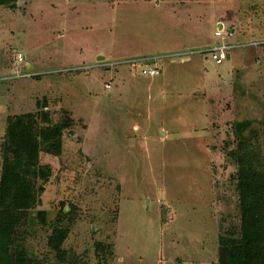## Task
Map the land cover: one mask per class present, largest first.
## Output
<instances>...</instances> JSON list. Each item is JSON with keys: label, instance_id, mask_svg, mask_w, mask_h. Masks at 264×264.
Instances as JSON below:
<instances>
[{"label": "rangeland", "instance_id": "obj_1", "mask_svg": "<svg viewBox=\"0 0 264 264\" xmlns=\"http://www.w3.org/2000/svg\"><path fill=\"white\" fill-rule=\"evenodd\" d=\"M221 26L263 44L217 65L203 52ZM141 57L160 75L115 65ZM18 73L31 77L0 82V178L11 119L67 126L62 154L41 153L52 173L19 250L36 264H219L240 226L238 123L264 170V0H18L0 6V77Z\"/></svg>", "mask_w": 264, "mask_h": 264}, {"label": "trees", "instance_id": "obj_2", "mask_svg": "<svg viewBox=\"0 0 264 264\" xmlns=\"http://www.w3.org/2000/svg\"><path fill=\"white\" fill-rule=\"evenodd\" d=\"M18 0H0V6L15 9ZM45 121L49 114L42 112ZM245 123V122H244ZM238 123L239 140L233 155L237 161L240 226L237 235L222 236L219 264H264V170L255 146L243 138L247 122ZM64 123L41 127L36 115L11 119L4 140V163L0 178V264H36L16 247L23 217L40 203L51 168L43 165L41 153L60 156ZM65 212V211H64ZM38 219L45 222V213ZM68 232L59 225L49 246L60 252Z\"/></svg>", "mask_w": 264, "mask_h": 264}, {"label": "built area", "instance_id": "obj_3", "mask_svg": "<svg viewBox=\"0 0 264 264\" xmlns=\"http://www.w3.org/2000/svg\"><path fill=\"white\" fill-rule=\"evenodd\" d=\"M234 30L230 29L227 32H224L223 26L219 31L215 33L217 37H221V42L218 43L217 45L211 47L208 49L206 52L203 53H208L211 57V59L217 64L221 65L223 64L228 58L231 57L230 52L233 50H236L238 48H246V47H252V46H259L263 44V42H257V41H247V42H228L230 38L234 37ZM181 58V57H180ZM178 58V59H180ZM185 59V58H181ZM158 58H137V59H131L126 62L122 63H116L117 64H127L130 65L132 68H137L140 67L141 65H145V67L141 68L142 74L147 75V76H158L160 75V69L156 66L149 67V65H152ZM17 61L19 63L25 62V57L23 56L22 53L18 54L17 56ZM113 65V64H112ZM26 77H31L30 74L28 73H18L17 75L14 76H7V77H0V82H7L11 81L13 79H18V78H26ZM108 88H110V85H107Z\"/></svg>", "mask_w": 264, "mask_h": 264}, {"label": "crops", "instance_id": "obj_4", "mask_svg": "<svg viewBox=\"0 0 264 264\" xmlns=\"http://www.w3.org/2000/svg\"><path fill=\"white\" fill-rule=\"evenodd\" d=\"M221 27H222V26H221ZM27 68H28V69H31L32 66H31L30 64H28V65H27Z\"/></svg>", "mask_w": 264, "mask_h": 264}]
</instances>
